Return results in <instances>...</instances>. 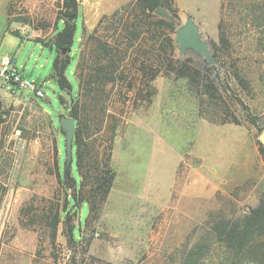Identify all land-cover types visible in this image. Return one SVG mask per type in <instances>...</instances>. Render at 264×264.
Listing matches in <instances>:
<instances>
[{"label": "rangeland", "instance_id": "1", "mask_svg": "<svg viewBox=\"0 0 264 264\" xmlns=\"http://www.w3.org/2000/svg\"><path fill=\"white\" fill-rule=\"evenodd\" d=\"M78 1L66 72L74 98L83 27L93 32L101 19L135 0ZM174 6L179 28L187 17L200 25L220 64H212L215 74L219 69L232 78L229 88L244 104L232 106L241 124L201 117L199 96L173 75L153 82L149 107H134L136 86L115 140L114 186L98 220L81 208L73 220L82 222L81 242L73 244L63 225L53 242L42 223L47 208L65 196L58 176V165L67 160L65 136L51 123L59 128L66 113L51 79L57 57L51 42L64 27L60 1L0 0V55L12 56L24 79L45 93L37 98L0 79V111L6 113L0 133V264H179L214 216L257 205L264 193V0H174ZM176 57L199 58L193 52L182 56L177 44ZM237 71L246 75L251 93L234 81ZM71 167L79 183L75 162Z\"/></svg>", "mask_w": 264, "mask_h": 264}, {"label": "trees", "instance_id": "2", "mask_svg": "<svg viewBox=\"0 0 264 264\" xmlns=\"http://www.w3.org/2000/svg\"><path fill=\"white\" fill-rule=\"evenodd\" d=\"M59 1V19L64 27L51 42L57 51L51 79L61 92L72 93L66 75L71 60L67 52L74 44L80 5L78 0ZM159 7L175 21L157 16L155 12ZM179 19L174 0H135L111 17L101 19L93 32L83 27L76 69L79 91L68 112L76 121L73 162L80 182L67 161L58 165L65 196L56 206L47 208L42 220L53 242L58 238L61 225L70 243L81 242L82 222L73 225V220L79 218L85 206L88 216L98 220L116 180L112 164L115 140L127 105L132 101L129 94L136 86L134 107H149L156 93L153 82L161 75H173L186 80L199 96L201 117L219 124H241V117L232 106L244 104L238 93L229 88L232 78L222 76L219 69L215 74L217 67L203 58L176 57L173 35L179 29ZM233 79L242 91L251 93L246 75L237 71ZM59 98L66 107L67 102L61 95ZM5 115L0 111V133ZM51 123L65 135L52 119ZM259 146L264 158V145ZM179 264H264V193L255 207L214 216L199 241L184 252Z\"/></svg>", "mask_w": 264, "mask_h": 264}, {"label": "water", "instance_id": "3", "mask_svg": "<svg viewBox=\"0 0 264 264\" xmlns=\"http://www.w3.org/2000/svg\"><path fill=\"white\" fill-rule=\"evenodd\" d=\"M155 14L163 19L169 21H175V19L162 7H159ZM77 19V17H75ZM175 43L179 46V52L182 56H186L189 52H193L196 56L202 57L210 64L220 66L216 58L214 57L211 47L208 41L203 39V34L200 25L192 17H187L184 25L181 26L175 34ZM71 49L68 50L67 56H70ZM61 97L67 102L64 109L70 112L73 108V95L72 93L62 92ZM60 124V130L65 133V148L67 164L71 165L74 160V136L76 121L68 116L66 113L61 115L58 119ZM260 141L264 144V133L260 137Z\"/></svg>", "mask_w": 264, "mask_h": 264}, {"label": "built area", "instance_id": "4", "mask_svg": "<svg viewBox=\"0 0 264 264\" xmlns=\"http://www.w3.org/2000/svg\"><path fill=\"white\" fill-rule=\"evenodd\" d=\"M0 79L7 83L11 89L28 90L33 92L37 98H44L45 93L36 83L26 81L15 66L14 58L8 54L0 55Z\"/></svg>", "mask_w": 264, "mask_h": 264}, {"label": "flooded vegetation", "instance_id": "5", "mask_svg": "<svg viewBox=\"0 0 264 264\" xmlns=\"http://www.w3.org/2000/svg\"><path fill=\"white\" fill-rule=\"evenodd\" d=\"M66 114H68L67 111H66Z\"/></svg>", "mask_w": 264, "mask_h": 264}, {"label": "bare ground", "instance_id": "6", "mask_svg": "<svg viewBox=\"0 0 264 264\" xmlns=\"http://www.w3.org/2000/svg\"><path fill=\"white\" fill-rule=\"evenodd\" d=\"M142 150H144V149H142Z\"/></svg>", "mask_w": 264, "mask_h": 264}, {"label": "crops", "instance_id": "7", "mask_svg": "<svg viewBox=\"0 0 264 264\" xmlns=\"http://www.w3.org/2000/svg\"><path fill=\"white\" fill-rule=\"evenodd\" d=\"M54 121V120H53ZM55 122V121H54Z\"/></svg>", "mask_w": 264, "mask_h": 264}]
</instances>
